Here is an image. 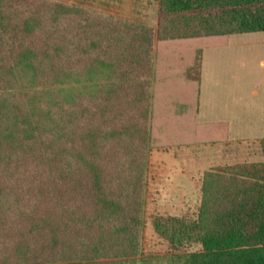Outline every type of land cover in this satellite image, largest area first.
<instances>
[{"label": "trees", "instance_id": "obj_1", "mask_svg": "<svg viewBox=\"0 0 264 264\" xmlns=\"http://www.w3.org/2000/svg\"><path fill=\"white\" fill-rule=\"evenodd\" d=\"M253 33L264 0H160L156 27L0 0V264H264V163L207 173L197 223H156L201 252L143 250L156 42Z\"/></svg>", "mask_w": 264, "mask_h": 264}, {"label": "crops", "instance_id": "obj_2", "mask_svg": "<svg viewBox=\"0 0 264 264\" xmlns=\"http://www.w3.org/2000/svg\"><path fill=\"white\" fill-rule=\"evenodd\" d=\"M234 36L156 42L151 162H167L161 165L167 175L161 181L173 184V190L200 182L217 166L264 163V137H258L257 126L247 122L256 90L249 88L242 107L235 74L217 69L234 62L235 49L191 42ZM198 60L196 81L188 77V69Z\"/></svg>", "mask_w": 264, "mask_h": 264}, {"label": "rangeland", "instance_id": "obj_3", "mask_svg": "<svg viewBox=\"0 0 264 264\" xmlns=\"http://www.w3.org/2000/svg\"><path fill=\"white\" fill-rule=\"evenodd\" d=\"M61 1L84 7L97 14L139 22L151 27H156L158 23L159 13L157 14V0H152L155 2L151 0ZM141 1L143 3L145 1V4L142 5ZM191 42L198 47L229 45L235 49L233 56L234 62L229 66L227 65V68L225 66H219L217 69L228 70L235 74V81L240 84L242 107L244 106L243 98L245 94H248L249 88L251 90L255 88L256 96L254 98L251 97V108L249 109L251 115L250 119H247V122L249 121L251 126L253 124L257 126L258 137H264V33L200 39L192 40ZM230 58H232V55ZM152 151L151 149L146 176L145 227L143 232L144 254L164 256L172 253L201 252L202 247L200 243H192L190 240L183 242V246L175 248L168 239L156 232V223L161 220L167 221L170 219L182 221L187 226L197 223L201 212L204 178L207 171L202 176L200 182L188 184L183 191L173 190V184L161 181L162 178H166L167 176H164L166 174L165 169L163 170V166L161 165H166L167 162H151L154 159H152ZM258 153L259 156L262 155L261 152L258 151ZM242 165L249 166L252 164ZM236 166L239 165L231 166V168ZM225 168H228V166H217L211 170L223 171Z\"/></svg>", "mask_w": 264, "mask_h": 264}]
</instances>
